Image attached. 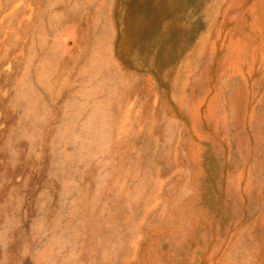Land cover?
<instances>
[{
  "label": "rangeland",
  "instance_id": "obj_1",
  "mask_svg": "<svg viewBox=\"0 0 264 264\" xmlns=\"http://www.w3.org/2000/svg\"><path fill=\"white\" fill-rule=\"evenodd\" d=\"M0 264H264V0H0Z\"/></svg>",
  "mask_w": 264,
  "mask_h": 264
}]
</instances>
